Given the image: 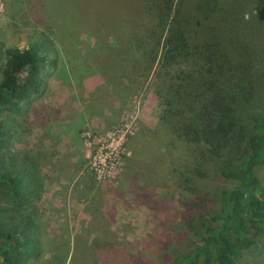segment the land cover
Segmentation results:
<instances>
[{"label": "trees", "instance_id": "1", "mask_svg": "<svg viewBox=\"0 0 264 264\" xmlns=\"http://www.w3.org/2000/svg\"><path fill=\"white\" fill-rule=\"evenodd\" d=\"M48 2L4 0L10 20L31 34L24 48L0 45V264L67 258L64 249L45 256L44 177L38 160L16 148L28 128L14 117L26 122L30 100L43 95L52 75L46 63L57 65L62 55L77 63L78 36L56 35L50 15L59 7ZM121 2L112 6L117 17L105 20L109 32L94 37L121 61L120 68L111 62L114 83L104 85L126 90L139 76L152 79L158 109L150 131L164 148L180 206L158 264H251L264 252V189L256 175L264 166V0Z\"/></svg>", "mask_w": 264, "mask_h": 264}, {"label": "rangeland", "instance_id": "2", "mask_svg": "<svg viewBox=\"0 0 264 264\" xmlns=\"http://www.w3.org/2000/svg\"><path fill=\"white\" fill-rule=\"evenodd\" d=\"M121 1L49 0L50 10L59 7L50 15L56 35L78 36L77 63L63 55L57 65L47 62L52 75L45 78L43 95L30 100L28 120L14 117L28 128L16 148L38 160L44 177L38 205L45 256L64 249L65 264H158L157 252L170 241L180 208L164 148L150 131L158 109L151 77L139 76L138 85L127 83L126 90L104 85L114 83L111 62L120 68L121 61L94 36L109 32L105 20L117 17ZM12 13L0 0V45L24 48L31 32L15 26ZM89 44L93 50L86 51ZM81 55L94 63L81 61ZM256 175L264 189V166ZM251 264H264V252Z\"/></svg>", "mask_w": 264, "mask_h": 264}]
</instances>
